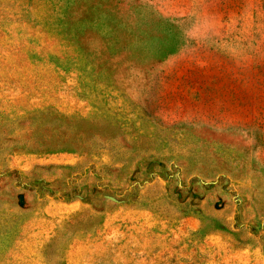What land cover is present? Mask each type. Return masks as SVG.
<instances>
[{
	"label": "rangeland",
	"instance_id": "rangeland-1",
	"mask_svg": "<svg viewBox=\"0 0 264 264\" xmlns=\"http://www.w3.org/2000/svg\"><path fill=\"white\" fill-rule=\"evenodd\" d=\"M0 264H264V0H0Z\"/></svg>",
	"mask_w": 264,
	"mask_h": 264
},
{
	"label": "crops",
	"instance_id": "crops-1",
	"mask_svg": "<svg viewBox=\"0 0 264 264\" xmlns=\"http://www.w3.org/2000/svg\"><path fill=\"white\" fill-rule=\"evenodd\" d=\"M222 128H227L228 126H238L240 127V125H234V124H222Z\"/></svg>",
	"mask_w": 264,
	"mask_h": 264
}]
</instances>
